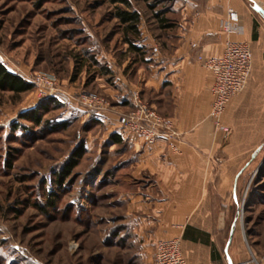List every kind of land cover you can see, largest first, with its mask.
I'll return each instance as SVG.
<instances>
[{"label": "rangeland", "instance_id": "1", "mask_svg": "<svg viewBox=\"0 0 264 264\" xmlns=\"http://www.w3.org/2000/svg\"><path fill=\"white\" fill-rule=\"evenodd\" d=\"M131 1L142 19L140 41L147 36L161 53L173 48L179 5L190 0ZM246 4L264 41V18L251 1ZM113 11L107 0H0V55L8 68L29 82L48 78L55 88L38 83L19 95L0 90V264H154L152 248L143 247L124 228L118 193L139 185L128 170L116 167L127 156L120 158L118 147L105 141V129L88 121L91 111L80 112L87 110V99L119 114L136 110L115 101L124 82L123 89L137 93L158 115L170 117L163 108L165 91L147 84L148 67L128 52ZM155 12L176 24L174 28H162ZM101 65L111 74H101ZM56 93L65 97L59 106L52 103ZM30 106L39 109L40 126L20 116ZM260 106L244 107L240 138L246 140V151L237 153L244 161L237 168L235 217L237 233L264 262V113L256 118ZM63 117L69 120L65 128L56 125ZM14 123L20 127L13 128ZM257 126L262 134H255ZM82 141L88 149L62 190L57 191L58 184L49 188L46 178L61 171ZM45 191L56 195L54 206L47 205Z\"/></svg>", "mask_w": 264, "mask_h": 264}, {"label": "crops", "instance_id": "2", "mask_svg": "<svg viewBox=\"0 0 264 264\" xmlns=\"http://www.w3.org/2000/svg\"><path fill=\"white\" fill-rule=\"evenodd\" d=\"M255 1L264 7V0ZM248 2L180 3L176 33L170 39L175 44L173 48L152 56L153 40L144 35L146 39L138 43L148 48L142 60L149 71L147 84L165 91L167 97L162 107L183 136L178 145L179 154L168 151L162 140L148 147L138 137L123 138L116 130L117 117L122 111H91L88 119L105 129V141L118 147L120 158L127 156L117 161L116 167L128 170L139 184L118 193L125 211L124 228L131 230L143 247H151L153 251L157 239L179 238L187 264H264L237 233L235 217L240 180L237 168L244 161L237 153L246 151V140L240 138L244 107L259 103L256 118L260 119L261 111L264 113V41ZM229 8L238 13L243 33L228 35L222 31L220 22ZM227 38L249 43L253 71L246 88L233 97L222 116V122L232 131L221 133L208 118L213 73L197 62L188 63V59L198 55L221 56ZM8 69L20 75L13 68ZM125 84H119L118 89L124 91L115 95V101L121 107H133V92L127 87L123 89ZM54 97L65 99L58 93ZM63 118L59 122L67 120ZM256 130L255 134H262L258 126ZM114 133L119 142L110 141ZM85 148L88 149V143Z\"/></svg>", "mask_w": 264, "mask_h": 264}, {"label": "built area", "instance_id": "3", "mask_svg": "<svg viewBox=\"0 0 264 264\" xmlns=\"http://www.w3.org/2000/svg\"><path fill=\"white\" fill-rule=\"evenodd\" d=\"M222 31L228 35L243 33L244 27L240 23L238 13L233 9L227 10V15L220 22ZM152 56L160 54V48L153 42L150 46ZM197 62L213 73V83L210 86L212 100L208 113L214 129L217 132L228 133L230 127L222 122V116L230 101L241 93L247 86L253 71V52L247 42L233 41L229 38L224 42L221 56L205 57L198 55L188 59V63ZM0 64L8 68L5 58L0 55ZM33 84L40 83L46 88L54 90L52 82L45 77L30 79ZM46 83V84H45ZM43 89L41 93H43ZM133 107L136 110L129 114H119L117 117V132L125 139L138 137L148 146H154L162 140L171 153L179 154V142L182 134L175 128L172 117H163L148 108L137 93L132 95ZM89 111L102 112L108 110L103 105H98L92 100L83 102ZM48 187H51L52 176L46 178ZM154 264H187L182 253L181 240L179 238H159L155 242Z\"/></svg>", "mask_w": 264, "mask_h": 264}, {"label": "trees", "instance_id": "4", "mask_svg": "<svg viewBox=\"0 0 264 264\" xmlns=\"http://www.w3.org/2000/svg\"><path fill=\"white\" fill-rule=\"evenodd\" d=\"M111 5H113V17L116 18L119 22V26L121 27V34L123 38V42L128 46L127 50L130 53H134L139 56L141 60L146 54V49L144 46H140L138 43L141 40L142 33L140 29L141 23V15L139 11L133 8V4L131 0H107ZM155 17L160 21L162 28L171 29L174 28L176 24L170 21V19L160 15L161 12H155ZM96 62V61H95ZM96 64H98L96 62ZM101 74L109 75L111 74V70L106 66L101 65ZM34 88V84L26 81L20 75L11 72L8 68H5L0 64V90L2 91H10L14 94H22L25 92L32 91ZM52 103L55 106H59L60 103L58 99L52 100ZM39 109L34 108L28 111L23 112L20 116L24 119H27L34 123L36 126H40L41 124V114ZM56 125H61L62 127H66L68 125V121L58 122ZM20 127L18 124L14 123L13 128ZM111 142H119L117 135L114 133L110 137ZM86 152L84 141L80 142L78 148L72 153L69 161L61 166V171H58L56 174L52 176L51 188L58 184L57 191H61L65 181L72 174L73 169L79 162V158ZM46 184L47 181L45 180ZM44 196L47 199L48 206L55 205L56 195L52 192L44 193Z\"/></svg>", "mask_w": 264, "mask_h": 264}, {"label": "water", "instance_id": "5", "mask_svg": "<svg viewBox=\"0 0 264 264\" xmlns=\"http://www.w3.org/2000/svg\"><path fill=\"white\" fill-rule=\"evenodd\" d=\"M252 2V9L257 12L258 14H260L263 18H264V7L257 1L255 0H250ZM232 238V236H231Z\"/></svg>", "mask_w": 264, "mask_h": 264}]
</instances>
